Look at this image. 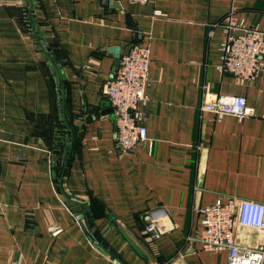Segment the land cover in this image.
Returning a JSON list of instances; mask_svg holds the SVG:
<instances>
[{
    "label": "crops",
    "instance_id": "crops-1",
    "mask_svg": "<svg viewBox=\"0 0 264 264\" xmlns=\"http://www.w3.org/2000/svg\"><path fill=\"white\" fill-rule=\"evenodd\" d=\"M33 2L28 28L29 2L0 0V264H227V251L202 249L199 210L230 196L264 204V56L254 80L222 71L224 24L233 14L264 32V0ZM136 41L150 47L139 106L149 140L124 152L103 91ZM205 86L208 99L245 97L255 114L202 113ZM59 121L74 140L62 183L72 202L53 182ZM150 212L162 214L157 240L146 232ZM263 239L235 232L243 246Z\"/></svg>",
    "mask_w": 264,
    "mask_h": 264
},
{
    "label": "built area",
    "instance_id": "built-area-1",
    "mask_svg": "<svg viewBox=\"0 0 264 264\" xmlns=\"http://www.w3.org/2000/svg\"><path fill=\"white\" fill-rule=\"evenodd\" d=\"M129 1L145 4L148 0ZM240 24L233 14L227 16L224 24L227 38L221 48V69L238 79L251 81L262 68L264 32ZM238 29L242 33L233 35L232 32ZM150 64V47L136 41L118 60L114 76L103 91L113 110L116 141L124 152L149 140L147 128L140 123L139 106L147 100L145 93ZM209 92L208 86L203 87L202 113L212 114L217 119L234 116L240 120L255 114L243 96L219 94L208 99ZM199 213L202 230L198 241L203 250L227 251V264H264V239L254 246H243L235 240V232L241 226L256 229L264 237V204L230 196L201 208ZM161 216L160 212H150L145 216L146 232L154 240L166 233ZM61 231L56 229L53 235Z\"/></svg>",
    "mask_w": 264,
    "mask_h": 264
},
{
    "label": "trees",
    "instance_id": "trees-1",
    "mask_svg": "<svg viewBox=\"0 0 264 264\" xmlns=\"http://www.w3.org/2000/svg\"><path fill=\"white\" fill-rule=\"evenodd\" d=\"M24 23L28 28L31 27V24L28 19V14H25ZM59 123L61 129L60 132L55 133L54 147L52 148V175H53V182L58 190H60V179L63 174L64 167L68 162L69 145L71 144L73 139L72 135L70 138L69 132L66 131V129H64V125L62 121H59ZM68 166H69V162H68ZM67 171H68V167L66 168L65 170L66 173L64 172V175L67 174ZM88 227L90 228L89 224Z\"/></svg>",
    "mask_w": 264,
    "mask_h": 264
},
{
    "label": "water",
    "instance_id": "water-1",
    "mask_svg": "<svg viewBox=\"0 0 264 264\" xmlns=\"http://www.w3.org/2000/svg\"><path fill=\"white\" fill-rule=\"evenodd\" d=\"M26 1H28L29 2V4H30V8H29V11H28V18H29V22H30V24H31V26H32V16H31V12H32V9H33V7H34V2H33V0H26ZM33 33H34V35L36 36V39H37V41H38V43H39V45H40V47H41V50L44 52V54L47 56V58H48V60H49V62L51 63V65L53 66V68L55 69V71H56V73H57V75H58V77H59V79H60V81L62 82V88L64 87V83H63V80H62V77H61V75H60V72H59V70H58V68H57V66H56V64L54 63V61H53V59L51 58V56H50V54H49V52H48V50H47V48L42 44V42L40 41V39H39V37H38V35H37V32H36V30L34 29V27H33ZM111 52L112 53H114V54H116L117 56L116 57H120L119 56V51L117 50V49H113V50H111ZM121 58V57H120ZM63 102H65V93H64V91H63ZM63 116H64V120H65V122L67 123V121H66V113H65V108H63ZM72 148H73V139H72V142H71V144H70V149H69V155H68V160H69V158H70V156H71V153H72ZM68 163V162H67ZM66 168H67V164L65 165V167H64V171H63V174H62V176H61V179H60V190H61V194L69 201V202H72L68 197H67V195L65 194V192H64V190L62 189V183H63V177H64V172H65V170H66ZM83 219V218H82ZM120 231L122 232V234H123V236H124V238L129 242V244L131 245V247L140 255V256H143L144 255V252L130 239V237L128 236V235H126V234H124L123 233V230L122 229H120ZM94 239V238H93ZM95 241V244H96V246H98L99 247V249H100V251L102 252V253H104L106 256H113L112 254H111V252L110 251H108V250H106L102 245H100L96 240H94ZM116 259V258H115ZM115 263L116 264H122V262L119 260V259H116L115 260Z\"/></svg>",
    "mask_w": 264,
    "mask_h": 264
}]
</instances>
